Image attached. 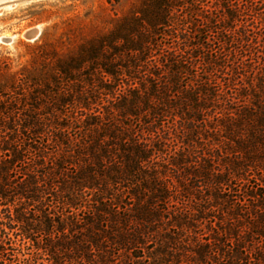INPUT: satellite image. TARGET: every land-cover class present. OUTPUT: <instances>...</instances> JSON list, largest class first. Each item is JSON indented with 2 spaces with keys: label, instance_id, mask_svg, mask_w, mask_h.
Listing matches in <instances>:
<instances>
[{
  "label": "trees",
  "instance_id": "obj_1",
  "mask_svg": "<svg viewBox=\"0 0 264 264\" xmlns=\"http://www.w3.org/2000/svg\"><path fill=\"white\" fill-rule=\"evenodd\" d=\"M220 1L146 0L0 88V264H264V0Z\"/></svg>",
  "mask_w": 264,
  "mask_h": 264
},
{
  "label": "rangeland",
  "instance_id": "obj_2",
  "mask_svg": "<svg viewBox=\"0 0 264 264\" xmlns=\"http://www.w3.org/2000/svg\"><path fill=\"white\" fill-rule=\"evenodd\" d=\"M146 0H16L0 5V88L9 90L23 68H30L37 46L56 49L64 56L96 35L111 30L116 23L138 11ZM214 4L216 0H209ZM225 0H221L224 2ZM38 28L40 36L28 40L24 34ZM35 64V68H36ZM10 91V90H9ZM252 185L255 183L252 181ZM25 246L11 264H73L47 254L32 257ZM0 257V263H1ZM56 261V262H55Z\"/></svg>",
  "mask_w": 264,
  "mask_h": 264
},
{
  "label": "water",
  "instance_id": "obj_3",
  "mask_svg": "<svg viewBox=\"0 0 264 264\" xmlns=\"http://www.w3.org/2000/svg\"><path fill=\"white\" fill-rule=\"evenodd\" d=\"M10 1H16V0H0V3L10 2ZM24 36L28 40H36L40 36V30L38 28L30 29Z\"/></svg>",
  "mask_w": 264,
  "mask_h": 264
},
{
  "label": "bare ground",
  "instance_id": "obj_4",
  "mask_svg": "<svg viewBox=\"0 0 264 264\" xmlns=\"http://www.w3.org/2000/svg\"><path fill=\"white\" fill-rule=\"evenodd\" d=\"M4 3H6V2H4ZM1 4H3V3H0V5H1ZM27 32H28V31H27ZM27 32H26V33H27ZM26 33H25V34H26ZM25 34H24V35H25Z\"/></svg>",
  "mask_w": 264,
  "mask_h": 264
}]
</instances>
